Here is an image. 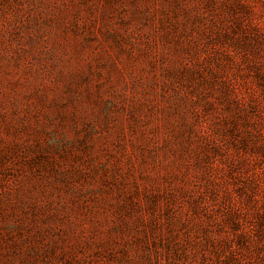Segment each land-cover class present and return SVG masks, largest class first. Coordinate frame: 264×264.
Segmentation results:
<instances>
[{
  "label": "rangeland",
  "instance_id": "1",
  "mask_svg": "<svg viewBox=\"0 0 264 264\" xmlns=\"http://www.w3.org/2000/svg\"><path fill=\"white\" fill-rule=\"evenodd\" d=\"M0 264H264V0H0Z\"/></svg>",
  "mask_w": 264,
  "mask_h": 264
}]
</instances>
